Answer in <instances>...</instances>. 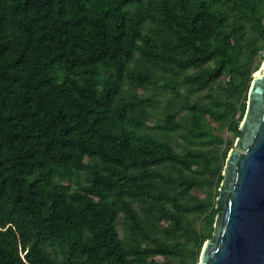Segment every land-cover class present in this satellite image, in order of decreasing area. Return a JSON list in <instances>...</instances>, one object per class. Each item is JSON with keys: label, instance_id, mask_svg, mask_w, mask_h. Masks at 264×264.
<instances>
[{"label": "trees", "instance_id": "1", "mask_svg": "<svg viewBox=\"0 0 264 264\" xmlns=\"http://www.w3.org/2000/svg\"><path fill=\"white\" fill-rule=\"evenodd\" d=\"M263 61L264 0H0V264H198Z\"/></svg>", "mask_w": 264, "mask_h": 264}, {"label": "water", "instance_id": "2", "mask_svg": "<svg viewBox=\"0 0 264 264\" xmlns=\"http://www.w3.org/2000/svg\"><path fill=\"white\" fill-rule=\"evenodd\" d=\"M253 76L223 170L212 237L198 264H264V61Z\"/></svg>", "mask_w": 264, "mask_h": 264}, {"label": "rangeland", "instance_id": "3", "mask_svg": "<svg viewBox=\"0 0 264 264\" xmlns=\"http://www.w3.org/2000/svg\"><path fill=\"white\" fill-rule=\"evenodd\" d=\"M149 96H151V95H149ZM247 102H248V101H247ZM229 134H230V136H232V133H231V132H230ZM234 146H235V143H234L233 147H234ZM62 182H64V183H68V182H70V180H69L68 177H65L64 180L61 181V183H62ZM72 185H73L74 188L77 186V180H76V179L72 181ZM119 228H120L121 234H123V232H124V230H123V225L120 224V225H119Z\"/></svg>", "mask_w": 264, "mask_h": 264}]
</instances>
